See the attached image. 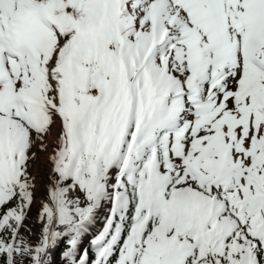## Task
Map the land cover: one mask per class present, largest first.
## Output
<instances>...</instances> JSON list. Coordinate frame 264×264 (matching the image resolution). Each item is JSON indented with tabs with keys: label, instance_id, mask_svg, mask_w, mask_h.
<instances>
[{
	"label": "snow or ice",
	"instance_id": "obj_1",
	"mask_svg": "<svg viewBox=\"0 0 264 264\" xmlns=\"http://www.w3.org/2000/svg\"><path fill=\"white\" fill-rule=\"evenodd\" d=\"M0 264H264V0H0Z\"/></svg>",
	"mask_w": 264,
	"mask_h": 264
},
{
	"label": "bare ground",
	"instance_id": "obj_2",
	"mask_svg": "<svg viewBox=\"0 0 264 264\" xmlns=\"http://www.w3.org/2000/svg\"><path fill=\"white\" fill-rule=\"evenodd\" d=\"M34 215H35V210H34V213H33ZM100 223H102V218H101V222ZM100 223H98L97 225H96V227H97V229L100 227Z\"/></svg>",
	"mask_w": 264,
	"mask_h": 264
}]
</instances>
